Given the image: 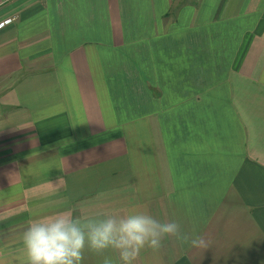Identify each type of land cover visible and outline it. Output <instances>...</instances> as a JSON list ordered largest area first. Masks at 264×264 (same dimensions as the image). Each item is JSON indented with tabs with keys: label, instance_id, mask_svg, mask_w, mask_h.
Wrapping results in <instances>:
<instances>
[{
	"label": "crops",
	"instance_id": "crops-1",
	"mask_svg": "<svg viewBox=\"0 0 264 264\" xmlns=\"http://www.w3.org/2000/svg\"><path fill=\"white\" fill-rule=\"evenodd\" d=\"M6 18L0 264L34 218L130 210L210 241L134 264H264V0H0Z\"/></svg>",
	"mask_w": 264,
	"mask_h": 264
},
{
	"label": "clouds",
	"instance_id": "clouds-1",
	"mask_svg": "<svg viewBox=\"0 0 264 264\" xmlns=\"http://www.w3.org/2000/svg\"><path fill=\"white\" fill-rule=\"evenodd\" d=\"M166 238L182 239L200 250L210 245L203 236L183 233L178 222H161L147 212L86 217L59 213L27 224L10 264H83L86 253L100 257L99 264H134L142 250H159Z\"/></svg>",
	"mask_w": 264,
	"mask_h": 264
},
{
	"label": "built area",
	"instance_id": "built-area-1",
	"mask_svg": "<svg viewBox=\"0 0 264 264\" xmlns=\"http://www.w3.org/2000/svg\"><path fill=\"white\" fill-rule=\"evenodd\" d=\"M13 21H14V18H6V19L0 21V30H2L5 26L13 23Z\"/></svg>",
	"mask_w": 264,
	"mask_h": 264
}]
</instances>
